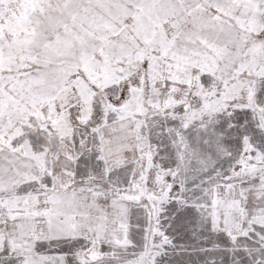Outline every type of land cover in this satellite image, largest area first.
Listing matches in <instances>:
<instances>
[{
    "label": "snow or ice",
    "instance_id": "snow-or-ice-1",
    "mask_svg": "<svg viewBox=\"0 0 264 264\" xmlns=\"http://www.w3.org/2000/svg\"><path fill=\"white\" fill-rule=\"evenodd\" d=\"M0 264H264V0H0Z\"/></svg>",
    "mask_w": 264,
    "mask_h": 264
}]
</instances>
